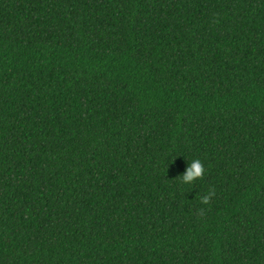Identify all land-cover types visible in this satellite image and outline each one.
I'll use <instances>...</instances> for the list:
<instances>
[{
	"label": "trees",
	"instance_id": "1",
	"mask_svg": "<svg viewBox=\"0 0 264 264\" xmlns=\"http://www.w3.org/2000/svg\"><path fill=\"white\" fill-rule=\"evenodd\" d=\"M0 264H264V0H0Z\"/></svg>",
	"mask_w": 264,
	"mask_h": 264
},
{
	"label": "clouds",
	"instance_id": "2",
	"mask_svg": "<svg viewBox=\"0 0 264 264\" xmlns=\"http://www.w3.org/2000/svg\"><path fill=\"white\" fill-rule=\"evenodd\" d=\"M206 174V168L203 161L199 158L192 159L187 163L186 170L179 175L180 183L193 185V182L202 179ZM215 195V192L209 190L207 193L201 195L199 197L200 202L202 204H208L211 198ZM201 215H203V211L201 210Z\"/></svg>",
	"mask_w": 264,
	"mask_h": 264
}]
</instances>
